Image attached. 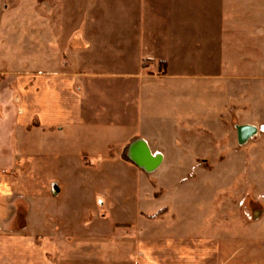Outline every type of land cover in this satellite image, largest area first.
Listing matches in <instances>:
<instances>
[{
    "label": "rangeland",
    "instance_id": "rangeland-1",
    "mask_svg": "<svg viewBox=\"0 0 264 264\" xmlns=\"http://www.w3.org/2000/svg\"><path fill=\"white\" fill-rule=\"evenodd\" d=\"M138 14L135 0H0L2 73L37 77L42 68L48 79L56 75L67 81L82 68L103 70L107 75L101 80L108 81L128 57L105 45L109 38L134 32ZM232 23L243 26L237 27L241 31L249 29L248 34L255 23L264 26V13L238 18L222 14L223 46ZM244 32L242 38L237 34L238 40L259 50L252 73L257 103L251 112L241 104L224 109L223 149L213 151L209 137L181 131L200 122L218 135L219 127L216 117L195 119L197 109L201 113L205 104L207 113L212 100L205 102L193 85L185 87L184 102L172 105L173 113L182 110L184 115L175 120L177 133L172 135L166 125L159 132L171 164L148 174L127 159L128 149L119 152L114 147L104 158L107 168H79L78 182L73 177L65 193L68 199L58 201L57 207L76 210L77 230L70 239L63 223L61 259L55 258V264H199L203 259L205 264L213 259L221 264H264V131L259 130L264 127V66L256 65L264 59V48ZM82 37L92 41L88 52L78 50ZM43 39L46 57L41 62ZM244 65L237 64L239 74H246ZM248 124L256 126L257 133L240 145L234 128ZM201 154L206 155L191 161ZM123 156L128 161L119 159ZM103 174L109 175L104 184Z\"/></svg>",
    "mask_w": 264,
    "mask_h": 264
},
{
    "label": "crops",
    "instance_id": "crops-1",
    "mask_svg": "<svg viewBox=\"0 0 264 264\" xmlns=\"http://www.w3.org/2000/svg\"><path fill=\"white\" fill-rule=\"evenodd\" d=\"M135 1L140 10L136 30L121 33L114 41L109 38L105 45L128 57L108 81L101 80L107 75L103 70L80 68L76 79L62 81L56 75L48 79L42 68L37 77H15L0 68V264H55V258L61 259L63 223L70 239L77 227L76 210L62 206L57 210L58 201L68 199L65 193L73 177L78 182L79 168L94 164L107 168L104 158L111 148L124 152L141 139L151 153L162 155L156 174L171 164L159 132L166 125L172 135L177 133L175 120L184 115L182 110L173 113L172 105L184 102L185 87L193 85L205 102L212 100L208 114L204 104L195 119L216 117L219 127L218 135L199 121L190 130L180 129L209 137L213 151L223 149L222 118L228 114L224 109L241 104L253 111L257 103L253 58L259 50L254 43L238 40L245 30L233 23L226 28L230 35L223 46L222 14L253 17L264 13V0ZM253 27L244 34L264 48V26ZM79 40L78 50L88 52L92 41ZM42 45L39 58L44 62V39ZM263 61L256 65L264 66ZM238 63H245V75L239 74ZM235 137L237 141V132ZM108 176L103 174L100 182L104 184ZM198 244L205 248L204 242ZM205 263L203 259L199 264ZM212 264H221L220 259Z\"/></svg>",
    "mask_w": 264,
    "mask_h": 264
},
{
    "label": "built area",
    "instance_id": "built-area-1",
    "mask_svg": "<svg viewBox=\"0 0 264 264\" xmlns=\"http://www.w3.org/2000/svg\"><path fill=\"white\" fill-rule=\"evenodd\" d=\"M259 130L261 132L264 131V127H260ZM258 130V131H259ZM144 151H146L147 153H149V155H147L149 158L153 159V160H156V159H159V164L156 166L155 170L156 171L159 166L161 165V162H162V155L158 152H154V153H151L148 148L146 147V144L143 140L139 139L135 142H133L129 148V154L127 156L128 160H130L131 163L137 165L138 167H140L138 164H137V158H142L143 157V153ZM145 156V155H144ZM143 168L142 170L146 173H153L154 171H151V170H147L146 168L144 167H140V169Z\"/></svg>",
    "mask_w": 264,
    "mask_h": 264
},
{
    "label": "water",
    "instance_id": "water-1",
    "mask_svg": "<svg viewBox=\"0 0 264 264\" xmlns=\"http://www.w3.org/2000/svg\"><path fill=\"white\" fill-rule=\"evenodd\" d=\"M236 132H237V141L240 145L245 144L249 139H251L254 135L257 133V129L254 126L250 125H240L236 127ZM147 152L144 151L143 157L142 158H137V164L140 167H144L147 170H150L148 167L145 166L143 163L144 155Z\"/></svg>",
    "mask_w": 264,
    "mask_h": 264
},
{
    "label": "bare ground",
    "instance_id": "bare-ground-1",
    "mask_svg": "<svg viewBox=\"0 0 264 264\" xmlns=\"http://www.w3.org/2000/svg\"><path fill=\"white\" fill-rule=\"evenodd\" d=\"M147 155H149V153L145 154L144 159H143V163L151 171H154L156 166L159 164V159L153 160V159L149 158Z\"/></svg>",
    "mask_w": 264,
    "mask_h": 264
},
{
    "label": "trees",
    "instance_id": "trees-1",
    "mask_svg": "<svg viewBox=\"0 0 264 264\" xmlns=\"http://www.w3.org/2000/svg\"><path fill=\"white\" fill-rule=\"evenodd\" d=\"M122 158L125 159V160H127V159H126V156H123Z\"/></svg>",
    "mask_w": 264,
    "mask_h": 264
}]
</instances>
